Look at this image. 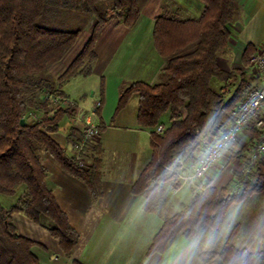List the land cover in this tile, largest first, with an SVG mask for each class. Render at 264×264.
Returning a JSON list of instances; mask_svg holds the SVG:
<instances>
[{"label": "trees", "instance_id": "16d2710c", "mask_svg": "<svg viewBox=\"0 0 264 264\" xmlns=\"http://www.w3.org/2000/svg\"><path fill=\"white\" fill-rule=\"evenodd\" d=\"M198 1L203 9L197 18L180 19L175 13L164 12L154 19L153 45L164 60L162 80L153 85L137 81L124 84L115 108L119 112L132 95H137V124L151 131L150 159L132 185V194L143 195L146 212H157L162 206V185L173 181L172 171L195 163L232 123V111L249 89L241 82L229 93V81L243 73H226L217 66L218 55L227 49L234 0ZM138 17L137 0H0V195L16 196L9 207L0 203V264H42L35 249L46 248L18 231L14 214L44 229L70 258V264H81L71 259L79 235L48 188L41 158L47 156L83 182L96 200L102 194L101 155L92 147L91 163L84 167L66 156L50 133L64 117L74 119L76 110L53 107L40 97H66L60 91L63 84L91 75L99 31L112 20L131 28ZM84 28L90 31L88 41L53 80L49 69L62 60ZM250 53L248 46L244 66L249 65ZM212 79L223 85L213 90ZM101 103L100 99L99 107ZM165 112L169 113V123L161 134H155L160 126L158 118ZM30 113L41 117L30 120ZM22 119L24 125L20 124ZM244 170L235 174L233 190L205 185L181 211L166 216L147 255L165 252L179 234L193 239L201 227L218 231L232 205L264 194V156L248 173ZM234 236L229 235L217 251L200 252L201 264L214 260L221 264H264V235L257 250L237 247Z\"/></svg>", "mask_w": 264, "mask_h": 264}, {"label": "crops", "instance_id": "0c3cea01", "mask_svg": "<svg viewBox=\"0 0 264 264\" xmlns=\"http://www.w3.org/2000/svg\"><path fill=\"white\" fill-rule=\"evenodd\" d=\"M234 2V19L227 25L230 33L227 49L217 57V66L221 71L229 73L239 70L243 73L229 81L227 87L229 93H232L241 82L246 83L249 89L259 86L256 72L249 65L244 66L242 59L248 46L251 55L264 44V0ZM137 4L139 17L133 27L126 28L118 23L109 22L99 31L94 46L97 59L91 75H96L100 79L98 94L102 103L96 112L95 120L99 126L98 136L86 147L84 158L85 164L90 165L92 147L99 149L101 196L93 200L90 190L83 182L65 172L47 156L43 155L41 158V163L48 174L46 182L48 188L66 215L70 226L79 235L71 259L81 264H165L164 252L148 256V248L161 228L163 219L181 211L191 200L185 204L177 202L174 208L172 207L174 212L168 215V211L172 209L163 192L169 188L181 193L179 192L181 187L173 189L172 182L166 183L163 185V203L159 210L157 212L144 210V197L141 194H132V185L150 159L151 131L140 128L137 124V95H132L119 112H115V108L124 84L137 81L153 85L162 80L164 60L153 45L154 19L164 12L175 13L180 19L197 18L202 12L203 5L198 0H137ZM140 24L141 27L138 28ZM49 74L53 80H57L61 75L57 77L52 71H49ZM109 78L118 90L111 113L114 117L124 118L127 115L124 112L131 107L132 119L129 124H124L123 119L119 124L113 123V118L107 121L105 106ZM213 80L218 90L223 83L218 79ZM68 83L60 87V91L67 98L69 96L65 87ZM75 110L79 111V108L76 106ZM81 128L79 122L64 117L58 122L57 130L50 133V137L64 150L66 156L71 157L70 142L79 137ZM257 137L251 129H246L239 137L241 153L247 158L248 150ZM181 167L185 170L187 166L184 164ZM217 172L219 170L213 168L203 178L193 181L190 187L191 198L198 192L193 187L200 189L205 185L229 186L235 178V174H231L229 180L224 183V176ZM12 219L22 235L41 243L46 248L45 251L35 249L42 264H70L69 259L59 249L57 241L46 231L22 215L14 214ZM198 254L199 252L193 250L192 259L188 256L186 260L201 264ZM212 262L220 263L218 260Z\"/></svg>", "mask_w": 264, "mask_h": 264}, {"label": "rangeland", "instance_id": "374dc122", "mask_svg": "<svg viewBox=\"0 0 264 264\" xmlns=\"http://www.w3.org/2000/svg\"><path fill=\"white\" fill-rule=\"evenodd\" d=\"M110 22L117 23L116 20H112ZM149 26H151V24H149ZM140 27L141 24L138 25V28ZM89 37H90V31L88 30V28H84L80 36L75 41L74 45L68 50V52L62 58V60L57 64H55L53 67H51L49 71H52L54 74H56L57 77L60 74H62L63 71L68 67V65L81 52L83 46L88 41ZM146 37L147 36H144V38ZM99 87H100V79L96 75H89L87 77L78 76L72 78L69 81V83L65 87V91L69 96V100L73 101L76 104V106L79 108V111L90 113L92 112L93 107L96 105V103L99 102V94H98ZM210 87L213 90H216L217 88L213 79L210 82ZM117 93L118 90L116 89L115 85L112 84V80L110 79V84L107 94L108 98L105 106V112L107 114L106 117L108 116L107 121L109 122L110 118H113V123L119 124L120 120L123 119L124 124H129L130 120L132 119L130 113L131 107H129L124 112V114H127L124 116V118L123 117L120 118L117 116L114 117L113 114L111 113V111L114 109L115 106ZM79 111H76L75 115L78 114ZM96 119H97V114H95V120ZM168 120H169V114L167 112L162 113L158 118L159 124L165 126L168 123ZM229 154L230 156H228L225 159V168L223 169L216 168L217 170H219L217 174H221L222 176H224L225 179L224 183H226L229 180L231 174L243 172L246 165L247 157L245 156V154L241 153L240 142H238L233 147V149L229 151L228 155ZM192 164L194 163L186 164L187 166L185 168L186 173L189 172L190 166ZM152 184L153 183H151V185ZM192 184L193 182L187 183L185 186L181 187L179 191L181 193L175 192L169 188L164 190L163 192L164 198L170 201V205H171L170 209H172L171 211H168L169 212L168 215L174 212L173 208L177 202L185 204L191 199L190 187H192ZM233 184L234 183L231 182V184L227 186L228 189L230 188L231 190H233L234 189ZM172 187L173 189L177 188L176 185L175 186L172 185ZM193 188L196 191L201 190L195 187ZM20 192L21 189L19 190L18 194ZM15 198L16 196L6 197L0 195V203L5 207H9L15 203ZM232 233L235 234L234 244L237 247H245L248 248L249 250H257L260 247V239L264 234V194H254L251 197L247 198L242 203L232 205L228 209L225 217L222 219L218 231H211L206 227H201L197 235L193 239H187L181 234L177 235L174 238V240L168 245L166 251L164 252V257H165L164 262L165 264H174V261H176V259L180 256L181 252L185 250L193 240L197 241L196 247L193 249L196 250V252L200 253L202 251L203 252L217 251L222 247L225 240ZM193 250L191 251V253L186 254L183 258L184 261L187 262V264L188 263L196 264V262H194L193 260L192 261L186 260L188 256L190 257L192 256ZM68 259L70 261V258ZM209 264H221V263L211 262Z\"/></svg>", "mask_w": 264, "mask_h": 264}, {"label": "built area", "instance_id": "2783aa9c", "mask_svg": "<svg viewBox=\"0 0 264 264\" xmlns=\"http://www.w3.org/2000/svg\"><path fill=\"white\" fill-rule=\"evenodd\" d=\"M249 66L256 72L259 80L257 88L247 89L241 100L236 103L232 114L233 121L227 126L207 148L206 152L201 155L197 162L190 166L189 174L185 170L173 171L175 177L172 185L177 188L185 186L187 183L199 180L204 177L213 168H225V159L230 156L229 151L239 142L240 135L246 130L251 129L257 134L253 146L248 150L247 168L245 173L255 165L257 160L264 156V44L259 46L254 53L249 56ZM47 99L53 107H73L76 104L67 97L52 95L40 97ZM99 102L90 113L79 112L75 115L74 120L82 126L81 133L76 140L70 142V148L75 160L79 166L84 167V152L86 147L98 136L99 126L95 121L96 109ZM76 108V107H74ZM41 114H29L30 120H37ZM163 126L155 129V134H161ZM203 187L200 189L202 190Z\"/></svg>", "mask_w": 264, "mask_h": 264}, {"label": "clouds", "instance_id": "9594fccd", "mask_svg": "<svg viewBox=\"0 0 264 264\" xmlns=\"http://www.w3.org/2000/svg\"><path fill=\"white\" fill-rule=\"evenodd\" d=\"M197 241L193 240L188 247L183 250L180 254V256L174 261V264H187L186 261H184V256L188 253H191V251L196 247Z\"/></svg>", "mask_w": 264, "mask_h": 264}, {"label": "water", "instance_id": "95a60500", "mask_svg": "<svg viewBox=\"0 0 264 264\" xmlns=\"http://www.w3.org/2000/svg\"><path fill=\"white\" fill-rule=\"evenodd\" d=\"M20 124L21 125H24L25 124V121L22 119V120H20Z\"/></svg>", "mask_w": 264, "mask_h": 264}]
</instances>
